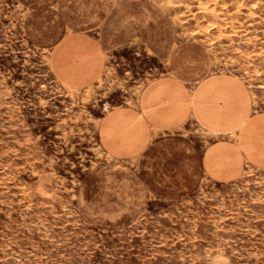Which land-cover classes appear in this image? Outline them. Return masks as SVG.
Here are the masks:
<instances>
[{"label":"rangeland","instance_id":"rangeland-1","mask_svg":"<svg viewBox=\"0 0 264 264\" xmlns=\"http://www.w3.org/2000/svg\"><path fill=\"white\" fill-rule=\"evenodd\" d=\"M167 74L238 81L241 176L204 174L228 138L195 122L133 158L101 145ZM0 264H264V0H0Z\"/></svg>","mask_w":264,"mask_h":264},{"label":"crops","instance_id":"crops-1","mask_svg":"<svg viewBox=\"0 0 264 264\" xmlns=\"http://www.w3.org/2000/svg\"><path fill=\"white\" fill-rule=\"evenodd\" d=\"M233 85L239 83L231 76H207L191 83L167 74L152 80L134 103L104 113L98 130L101 145L115 157L133 158L166 138L183 139L178 131L195 122L209 133H224L228 138L203 147L200 162L204 174L217 182L236 179L250 162L251 151L246 136L239 141L231 138L237 129L230 117Z\"/></svg>","mask_w":264,"mask_h":264}]
</instances>
